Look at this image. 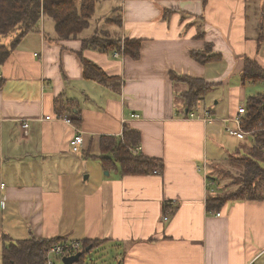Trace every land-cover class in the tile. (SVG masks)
I'll use <instances>...</instances> for the list:
<instances>
[{"label":"crops","instance_id":"0c3cea01","mask_svg":"<svg viewBox=\"0 0 264 264\" xmlns=\"http://www.w3.org/2000/svg\"><path fill=\"white\" fill-rule=\"evenodd\" d=\"M260 12L264 0H97L89 28L101 29L68 40L42 16L0 65V257L2 240L34 237L109 241L100 248L119 249L115 264H264V201L214 212L205 203L230 190L214 175L225 132L249 97H264V81L242 82L246 60L264 71ZM94 35L141 39L139 58L84 49ZM205 46L220 59L195 62L190 52ZM83 61L107 80L87 76ZM170 72L212 85L196 118L181 113L186 86ZM125 127L161 173L102 166L100 138Z\"/></svg>","mask_w":264,"mask_h":264},{"label":"trees","instance_id":"16d2710c","mask_svg":"<svg viewBox=\"0 0 264 264\" xmlns=\"http://www.w3.org/2000/svg\"><path fill=\"white\" fill-rule=\"evenodd\" d=\"M97 0H0V38H11L8 45H0V65L10 56L12 49L31 32H36L42 16L48 17L54 24V31L59 40L76 38L89 28V22L95 12ZM262 17L264 14L261 15ZM120 17V16H119ZM260 30L258 29V32ZM260 37V36H258ZM258 40L259 44L262 39ZM84 49L99 53L118 52L133 60L139 58L141 39L124 38L109 39L107 36H90L81 39ZM190 57L201 65L219 60V55H211L209 47L203 50L191 51ZM84 72L87 76L97 78L101 83L107 77L100 76L95 67L88 61H83ZM172 82L182 83L186 89L178 94L182 99V114H190L197 110L198 103L211 90L212 85L203 79L169 73ZM264 71L249 60L245 61L242 71V82H262ZM2 81L0 80V84ZM240 128L248 133L250 144L243 147V154L238 151L229 155L224 161L229 168L238 169L241 176L234 184L235 189L224 191L218 195L206 198V209L218 211L228 200L264 201V97L261 95L249 97L244 105V114ZM140 136L134 130L125 127L120 137H101L100 156L102 166L109 170L113 165L122 175H147L154 171H162V162L158 159L147 158L141 153H135L139 147ZM104 152L107 154L104 155ZM232 174L218 172L217 176L232 180ZM207 182L212 180L206 177ZM210 190V188H208ZM209 195V193H208ZM58 239H37L31 237L21 241L2 240L1 264H45L44 255L51 245L59 243ZM109 241H84L85 255L87 248L98 249ZM89 253V252H88ZM65 258V257H64ZM82 258V255H81ZM63 259V258H62ZM62 259L60 262L62 263Z\"/></svg>","mask_w":264,"mask_h":264},{"label":"rangeland","instance_id":"374dc122","mask_svg":"<svg viewBox=\"0 0 264 264\" xmlns=\"http://www.w3.org/2000/svg\"><path fill=\"white\" fill-rule=\"evenodd\" d=\"M263 8V7H260ZM260 13H264V12H260ZM262 15V14H260ZM98 16V14H97ZM97 26H95L97 29H101V25L102 24H96ZM93 27V28H95ZM92 27H90L87 32L85 33H92L94 32V29ZM262 33V32H261ZM6 40H10L9 37L7 38H0V45L2 44V42L4 43ZM119 40L120 42H122L124 40V38H122L121 36H119ZM10 42V41H9ZM8 42V43H9ZM235 130V129H233ZM223 142V150L220 151L218 154L220 156V158H217L216 160L219 162H221V159H225L227 158L230 154H233L232 152H234L236 149L239 151L240 155H242L243 152V147L247 146L250 144V141L248 138H246L243 141H239L234 137H230L227 132H225V135L222 139ZM240 145V146H239ZM229 163L224 161L222 164H219L216 166L215 170L218 172H222V173H226L229 174V172L233 173L232 174V180L226 177H221L218 175V177L216 176L217 173H215V171L213 173H215V178L217 177L218 180L217 183L223 188V190L225 188L230 189V190H234L235 186L234 184L236 183L237 179L241 176V172L238 169L235 168H229ZM216 178V179H217ZM229 190V191H230ZM112 245H106L98 250H93L92 252L86 253L85 254V261L81 264H115V261H119L120 260V256L118 255V251L119 249H114L113 247H111ZM52 259H54V257H52ZM0 264H1V257H0ZM56 264H62L59 260H56ZM75 264H80V263H75Z\"/></svg>","mask_w":264,"mask_h":264},{"label":"built area","instance_id":"2783aa9c","mask_svg":"<svg viewBox=\"0 0 264 264\" xmlns=\"http://www.w3.org/2000/svg\"><path fill=\"white\" fill-rule=\"evenodd\" d=\"M117 56V55H116ZM244 114V109L240 108L238 109V115L234 119V123L237 126L236 130L228 129V133L231 136H234L238 139H244L245 136L248 135V133L242 131L240 129L241 126V118L242 115ZM132 118H137L136 115H132ZM189 119L196 118L194 114H188ZM203 120H208L210 119L209 113L206 112L204 113V116H202ZM67 123L70 122V120L65 119ZM24 127H26L25 124H23ZM83 143V138L81 135H75L72 140L70 141V148L73 153H78L80 150V147ZM139 152V147L135 149V153ZM154 174H157L158 171H154ZM207 181V179H206ZM210 184V183H208ZM219 215V214H217ZM85 249L82 245L81 242H71V241H61L59 243H56L54 245H51L48 250L45 252L44 259H45V264H56V260H61L64 257H70L78 253H82V250ZM54 257V259H52Z\"/></svg>","mask_w":264,"mask_h":264},{"label":"water","instance_id":"95a60500","mask_svg":"<svg viewBox=\"0 0 264 264\" xmlns=\"http://www.w3.org/2000/svg\"><path fill=\"white\" fill-rule=\"evenodd\" d=\"M90 248H87L86 249V252L89 250ZM81 255L82 253H78V254H75L73 256H70V257H65L62 259V264H75V263H79L80 262V259H81Z\"/></svg>","mask_w":264,"mask_h":264},{"label":"flooded vegetation","instance_id":"af4514ba","mask_svg":"<svg viewBox=\"0 0 264 264\" xmlns=\"http://www.w3.org/2000/svg\"><path fill=\"white\" fill-rule=\"evenodd\" d=\"M84 259H85V257H84V256H82V258H81V260H80V262H79V263H80V264H81V263H83V262L85 261Z\"/></svg>","mask_w":264,"mask_h":264}]
</instances>
